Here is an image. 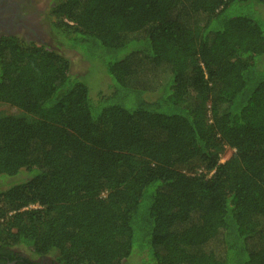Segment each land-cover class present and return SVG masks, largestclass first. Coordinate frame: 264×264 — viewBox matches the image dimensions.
<instances>
[{"label": "trees", "instance_id": "trees-1", "mask_svg": "<svg viewBox=\"0 0 264 264\" xmlns=\"http://www.w3.org/2000/svg\"><path fill=\"white\" fill-rule=\"evenodd\" d=\"M46 14L58 49L0 36V249L264 264V0H52ZM64 49L99 62L108 91L89 93Z\"/></svg>", "mask_w": 264, "mask_h": 264}, {"label": "rangeland", "instance_id": "rangeland-1", "mask_svg": "<svg viewBox=\"0 0 264 264\" xmlns=\"http://www.w3.org/2000/svg\"><path fill=\"white\" fill-rule=\"evenodd\" d=\"M51 1L52 0H23V3H20L19 5L22 12L35 24V30H37L43 43L49 45L48 47L58 49V46L54 44L51 38L50 19L46 14ZM25 37V34L19 33V38H21V40H24ZM63 52L69 60L70 72L78 74L79 79L84 81L87 85L89 93H91V88L97 90V92L108 91L109 78L99 62H89V60L84 59L80 53L73 49H64ZM11 112H13L12 108H10L4 101H0V113ZM14 112H17V110L14 109ZM230 153V149L227 148L224 150L221 160L228 157ZM135 257L136 256L132 254L129 259H133L134 263H137V259H134Z\"/></svg>", "mask_w": 264, "mask_h": 264}, {"label": "flooded vegetation", "instance_id": "flooded-vegetation-1", "mask_svg": "<svg viewBox=\"0 0 264 264\" xmlns=\"http://www.w3.org/2000/svg\"><path fill=\"white\" fill-rule=\"evenodd\" d=\"M23 0H0V36L25 34L24 40L43 43L35 24L29 20L20 8ZM49 48V47H48ZM0 264H58L49 256H32L28 251L19 248H1Z\"/></svg>", "mask_w": 264, "mask_h": 264}, {"label": "water", "instance_id": "water-1", "mask_svg": "<svg viewBox=\"0 0 264 264\" xmlns=\"http://www.w3.org/2000/svg\"><path fill=\"white\" fill-rule=\"evenodd\" d=\"M47 46H49V45H47ZM49 48H51V47H49ZM53 49V48H52Z\"/></svg>", "mask_w": 264, "mask_h": 264}]
</instances>
